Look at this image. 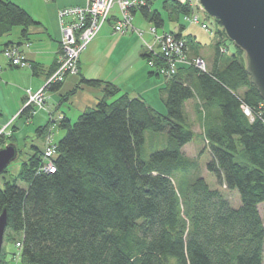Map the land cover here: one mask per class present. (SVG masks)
<instances>
[{
  "label": "trees",
  "instance_id": "obj_1",
  "mask_svg": "<svg viewBox=\"0 0 264 264\" xmlns=\"http://www.w3.org/2000/svg\"><path fill=\"white\" fill-rule=\"evenodd\" d=\"M172 2V10L191 11L187 2ZM138 10L163 25L159 8ZM35 23L20 3L0 0V53L12 44L3 35L15 26L26 34ZM221 26L209 69L183 64L167 77L165 113L111 81L80 79L76 87L102 84L103 92L74 121L60 120L66 131L55 141V169L40 170L43 148L31 143L19 171L0 174V213L5 206L8 212L0 264H7L9 239L21 242L22 264H264V98L246 69L245 50L228 47ZM185 38L190 46L195 35ZM143 54L162 62L151 51ZM150 72L160 73L157 66ZM190 99L203 115L207 167L219 185L239 191L238 206L204 176L184 189L175 181L192 163L182 150L195 133L185 108ZM49 128L50 121L36 133ZM146 129L166 130L168 139L144 159ZM14 139L0 131V146Z\"/></svg>",
  "mask_w": 264,
  "mask_h": 264
},
{
  "label": "crops",
  "instance_id": "obj_2",
  "mask_svg": "<svg viewBox=\"0 0 264 264\" xmlns=\"http://www.w3.org/2000/svg\"><path fill=\"white\" fill-rule=\"evenodd\" d=\"M86 1L42 0L36 11L24 5L23 2L16 1L30 12L38 23L29 26L26 34L23 33L21 26H15L9 34L3 35L1 38L3 43L12 42L20 45L31 62V66L10 65L4 55L0 53V64L2 65L0 70V128L7 125L4 128L6 134L16 133L15 129L18 125L14 120L20 116L29 121H32L33 117H37L38 126L50 121L52 130L53 126L59 125L64 116L73 120V109H76L79 115L86 107L95 105L102 95L103 85L76 87L82 77L111 81L118 85L121 91L127 92L130 96L142 97L155 108L156 98L158 99L160 96L159 98L164 100L165 93L162 87L166 84L167 77L164 75L165 79H163L161 73H151L150 71L154 67L150 65L147 57L143 54L148 51L145 42L150 41L149 37H144V33L145 31L148 33V23H151L152 20L142 13L145 19H139L135 24L133 20L139 9L135 8L132 21L136 29H131L126 33L116 32L113 24L119 15V9L115 6L109 19L80 53L78 72L69 73L57 83L55 88L49 87L44 106H34L33 111L30 109L29 112L24 113L27 91L39 89L49 77V72L56 67L62 35L59 9L68 5H84ZM154 1L151 3V7ZM163 17L165 19L164 15ZM145 20L148 22L145 23ZM164 24L165 20L161 26ZM137 29L143 32L142 35ZM220 29L217 27L216 30L220 31ZM166 31H173L184 37L188 33H192L187 29L185 23L183 26L180 23L178 28L176 26V28ZM193 34L195 35L194 39L199 43L197 44L194 40L193 44L189 46V54L202 55L206 43L195 33ZM140 37L145 41L142 47L138 44ZM74 88L76 90L69 93ZM11 121L14 122V130L7 132ZM46 133L36 134L39 138H46ZM41 147L44 148V146Z\"/></svg>",
  "mask_w": 264,
  "mask_h": 264
},
{
  "label": "built area",
  "instance_id": "obj_3",
  "mask_svg": "<svg viewBox=\"0 0 264 264\" xmlns=\"http://www.w3.org/2000/svg\"><path fill=\"white\" fill-rule=\"evenodd\" d=\"M153 1L87 0L84 5L75 4L61 7L58 14L62 35L56 67L39 89L27 91L24 107L30 106L33 111L34 106H44L48 97L47 89L53 83L62 81L69 73L78 72L80 53L109 19L115 6L119 9V15L114 20V31L126 33L131 29H136L132 21L133 9L141 6H150ZM182 1L187 2L191 7V11L185 14L186 21L197 23L202 28L208 30L211 29L206 21L201 20L200 14L196 11V8L202 6L200 0ZM151 30L155 35L154 43L144 42L148 51H151L153 55H158L162 59L159 65L155 64L154 59L149 60L150 65L153 67L157 66L161 74L170 77L183 64L193 65L206 70V60L202 55L189 54V46L183 35L166 30L158 33L155 24L151 27ZM137 31L141 33V30L137 29ZM155 46H157V50ZM1 53L10 65L31 66L29 58L17 43L7 45ZM1 68L2 65L0 64V70ZM244 110L248 115L253 117L251 108L248 105H244ZM4 127L0 128V131H4ZM46 138L47 140L42 151V161L39 167L40 170L53 171L55 169L54 155L56 154V143L53 140L51 128L46 133ZM16 244L19 247L21 242L17 241Z\"/></svg>",
  "mask_w": 264,
  "mask_h": 264
},
{
  "label": "rangeland",
  "instance_id": "obj_4",
  "mask_svg": "<svg viewBox=\"0 0 264 264\" xmlns=\"http://www.w3.org/2000/svg\"><path fill=\"white\" fill-rule=\"evenodd\" d=\"M21 1L24 3V5H27L31 8H33L35 11L38 9V7L41 5L42 0H16ZM163 0H155L152 7H158L162 10L163 15L165 16V24L164 26H157L158 33H162L165 30H169L171 28H178L180 23H185L187 26V29L191 31L192 33H195L202 41H204L205 48L203 51L202 56L206 60V69H209L211 67V62H213V53H214V41H216L218 38H220V33L216 30L218 28H222L221 23L217 21V19L209 14L206 9H204L203 6L196 8V11L200 14L201 20H204L208 23L209 27L212 29H205L202 28L201 25L197 23H193L191 21H186L185 19V12L178 9V10H172L171 3L172 0H168L167 6H163ZM139 19H145L143 17V14L140 10L136 12V15L134 17L135 24ZM148 21L145 20V23ZM155 23L152 21L151 23H148V33L145 31L144 37L150 38V43H154V33L151 30V27ZM141 31V35H142ZM225 44L233 48L234 42L228 38L226 35V38L224 36ZM144 40L140 37V41L138 44H143ZM155 49L157 50V46H155ZM211 61V62H210ZM164 78V74L161 75ZM160 95V94H158ZM160 97V96H159ZM156 98V108L165 113L166 112V105L165 101ZM27 99V98H26ZM186 110L187 114L189 116V120L193 126V129L195 130L193 139L186 142L182 150L183 152L188 155L192 159V163L190 164V167L186 170V172H178L175 175V181L177 185L184 189L185 186L189 184L190 181H193L197 176H204L205 179L208 181L209 185L211 187H220L221 190L224 191V193L229 197L232 205L238 206L241 204V197L239 191L235 189H230L225 185H219L217 181V176L214 171L210 170L207 167V161L210 159V152L209 147L207 144V141L205 139V131H204V121H203V115L201 116L200 113L197 111L195 99H190L188 103L186 104ZM74 116L72 117V121H74L78 113L76 112V109H73ZM77 113V114H76ZM38 119L37 117H33L32 121L26 120L25 117L20 116L14 120V122H17L18 127L15 129V143L18 145L21 150L18 152L17 157L12 160L8 166L7 171L9 174L17 173L21 167L22 160L28 155V148L31 143H37L41 146H44L46 143L47 138H39L36 134V128L38 127ZM13 121L8 125L7 132L12 131V127L14 124ZM3 125V124H2ZM7 125H5L6 127ZM3 127V126H1ZM4 127V128H5ZM50 129V128H49ZM49 131V130H48ZM66 129L60 127L59 125L52 127V137L54 141H57L63 133H65ZM168 134L166 130H151L146 129L145 130V141L141 147V156L144 159H147L149 157V154L161 147H164L167 143ZM22 183V182H21ZM259 209L261 212V215L263 217L264 222V202H259ZM17 235H20L18 233ZM5 260L7 264H22V258L20 256V250L19 247L14 243L13 240L9 239L5 242ZM19 254V255H18ZM18 255V257H17Z\"/></svg>",
  "mask_w": 264,
  "mask_h": 264
},
{
  "label": "water",
  "instance_id": "obj_5",
  "mask_svg": "<svg viewBox=\"0 0 264 264\" xmlns=\"http://www.w3.org/2000/svg\"><path fill=\"white\" fill-rule=\"evenodd\" d=\"M218 18L226 34L245 50L246 69L264 98V0H200ZM15 142L0 146V174L18 155ZM8 222L5 206L0 213V253Z\"/></svg>",
  "mask_w": 264,
  "mask_h": 264
}]
</instances>
